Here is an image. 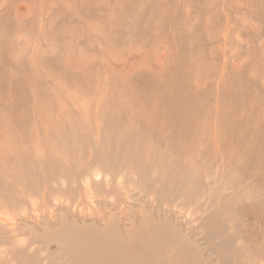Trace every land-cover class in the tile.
<instances>
[{
  "label": "rangeland",
  "instance_id": "rangeland-1",
  "mask_svg": "<svg viewBox=\"0 0 264 264\" xmlns=\"http://www.w3.org/2000/svg\"><path fill=\"white\" fill-rule=\"evenodd\" d=\"M0 264H264V0H0Z\"/></svg>",
  "mask_w": 264,
  "mask_h": 264
}]
</instances>
